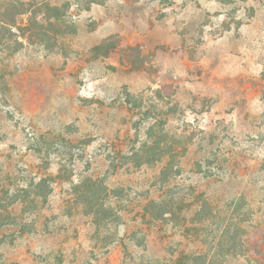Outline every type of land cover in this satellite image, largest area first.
I'll return each instance as SVG.
<instances>
[{"label": "rangeland", "instance_id": "374dc122", "mask_svg": "<svg viewBox=\"0 0 264 264\" xmlns=\"http://www.w3.org/2000/svg\"><path fill=\"white\" fill-rule=\"evenodd\" d=\"M150 126L179 140L164 185L125 163ZM43 178L44 202L12 203ZM169 196L176 216L143 218ZM238 206L264 264V0H0V264H169Z\"/></svg>", "mask_w": 264, "mask_h": 264}, {"label": "trees", "instance_id": "16d2710c", "mask_svg": "<svg viewBox=\"0 0 264 264\" xmlns=\"http://www.w3.org/2000/svg\"><path fill=\"white\" fill-rule=\"evenodd\" d=\"M51 9L52 11L57 10L56 7H51ZM99 49H101V46H96L94 48V50ZM152 93L155 94L158 100L162 101L164 96H162V91L160 89L152 90ZM126 96L125 102L130 105L133 102L134 96L130 93H127ZM153 130V126L148 128L145 140L131 150L130 156H125V158L127 157L125 163L135 168H139L143 165L150 166L160 164L161 168L158 178L160 183L164 185L170 180L173 173L175 174L177 172L173 167L178 149L176 141L178 142L179 140L175 138L169 140L167 133L164 134L166 140H161L159 137L153 138ZM182 147L185 149L184 146ZM114 161V159L111 160V165H114ZM85 180L86 182L93 181L88 177L85 178ZM100 185L101 184L97 182L94 183L93 186L91 185L89 187L91 189H88V192L85 193L87 194L86 203H88L87 213L93 217L98 227L108 222L109 218L106 215L111 212L110 208H106L100 200L102 195ZM49 193V185L45 178H43L39 182L33 183L29 191H26L25 195L27 198H15L12 203H24L30 196L32 197L31 202H35L37 199L44 202ZM179 201L183 202V199H177L174 196L151 199L143 207L142 216L150 223L155 221H168L170 217H174L178 214L177 205ZM234 211H237V215L233 212V214L228 217V221H226L225 224L217 227L216 231L218 236L216 235L212 240L208 250H198L194 253H182L169 264H252L244 255L243 250L245 245V228L242 225L243 220H238L243 210L238 206ZM209 213H212V210L204 201L194 213V223L206 221Z\"/></svg>", "mask_w": 264, "mask_h": 264}]
</instances>
